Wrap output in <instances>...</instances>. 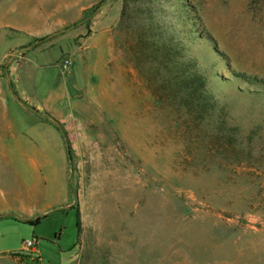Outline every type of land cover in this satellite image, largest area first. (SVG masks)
Masks as SVG:
<instances>
[{"label": "rangeland", "instance_id": "1", "mask_svg": "<svg viewBox=\"0 0 264 264\" xmlns=\"http://www.w3.org/2000/svg\"><path fill=\"white\" fill-rule=\"evenodd\" d=\"M4 1L0 264H37L11 253L37 239L22 219L46 190L12 147L48 125L67 149L73 203L59 236L38 238L44 264L75 253L69 264H264V0L10 11L24 27ZM180 75L203 80L196 95Z\"/></svg>", "mask_w": 264, "mask_h": 264}, {"label": "crops", "instance_id": "2", "mask_svg": "<svg viewBox=\"0 0 264 264\" xmlns=\"http://www.w3.org/2000/svg\"><path fill=\"white\" fill-rule=\"evenodd\" d=\"M99 1L101 0H5L4 9L9 24L24 27L31 23L29 20L45 19L46 13L39 14L37 11L42 9L45 12L47 6L50 4L60 7H72L77 11L74 14L77 18L82 16L85 11L91 9ZM19 10H22L21 12L28 17L29 20L27 22L20 19H11L9 15L10 11L16 13L15 11ZM48 15L52 16L51 12H48ZM55 23L62 24L63 22L55 21ZM48 128V132L45 133V131L43 132L39 129L30 128L29 126L26 127L24 132L28 134L22 135L23 133L20 132V139L18 138L17 144L12 147L13 152L21 153L25 156L26 161L32 168L29 174H27L32 179L31 186L35 189H41L44 186L46 190V195L42 198L37 197L35 194L31 195V201H29L30 206L28 208L30 209V215L33 213H37L38 216L47 213H50V215L34 226V236L37 237L36 240H33L34 245L31 248H26L25 245L23 247L24 250L38 253L37 257H24L35 260L37 264H44L38 248V238L55 240L61 231L64 222L63 216L72 211L69 207L73 203L67 149L61 132L52 125H48ZM52 154H56L59 158L58 171H55V168H50ZM27 175L25 177L28 178ZM22 220L26 221L28 219L25 218ZM53 264L69 263H63V259L60 258Z\"/></svg>", "mask_w": 264, "mask_h": 264}, {"label": "trees", "instance_id": "3", "mask_svg": "<svg viewBox=\"0 0 264 264\" xmlns=\"http://www.w3.org/2000/svg\"><path fill=\"white\" fill-rule=\"evenodd\" d=\"M99 6V4H97L95 6V8H97ZM241 76V75H239ZM244 76V77H243ZM197 77V78H196ZM241 77L244 78L245 81L247 82H250L252 84H262L261 82H258L256 81L254 78L252 77H246V75H242ZM179 78L184 82L185 84V87L188 89L187 91L189 93H191L193 96L196 95V92H198V87H197V84H200L202 83L203 84V80L200 79L198 76H195L196 79H183L182 75L179 76ZM177 84V83H176ZM50 215V213H47V214H43V215H39L37 216L36 218L34 219H28L26 220V222H28L29 224L31 225H36L38 223H40L42 220H44L45 218H47L48 216ZM78 220L76 221V226L78 227L79 224H78ZM13 255H17V256H21V257H30L32 255H25V254H21L19 252H15V253H12Z\"/></svg>", "mask_w": 264, "mask_h": 264}, {"label": "water", "instance_id": "4", "mask_svg": "<svg viewBox=\"0 0 264 264\" xmlns=\"http://www.w3.org/2000/svg\"><path fill=\"white\" fill-rule=\"evenodd\" d=\"M14 252H19L21 254H25V255H32V256H38L37 252H33L30 250H21V251H14ZM79 256V253H75V255L73 257H71L68 261H66V263H70L71 261L75 260L77 257Z\"/></svg>", "mask_w": 264, "mask_h": 264}, {"label": "built area", "instance_id": "5", "mask_svg": "<svg viewBox=\"0 0 264 264\" xmlns=\"http://www.w3.org/2000/svg\"><path fill=\"white\" fill-rule=\"evenodd\" d=\"M24 245L26 248H31L34 245V241L33 240H27L24 242Z\"/></svg>", "mask_w": 264, "mask_h": 264}]
</instances>
